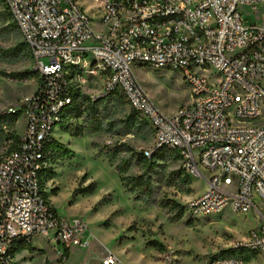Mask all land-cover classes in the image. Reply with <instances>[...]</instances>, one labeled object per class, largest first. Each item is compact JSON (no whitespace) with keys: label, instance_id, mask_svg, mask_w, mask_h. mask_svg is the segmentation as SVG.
I'll list each match as a JSON object with an SVG mask.
<instances>
[{"label":"built area","instance_id":"1","mask_svg":"<svg viewBox=\"0 0 264 264\" xmlns=\"http://www.w3.org/2000/svg\"><path fill=\"white\" fill-rule=\"evenodd\" d=\"M3 1L31 52L36 89L18 109L25 125L17 147L0 155V264H11L15 249L39 234L64 248L89 246L88 224L58 215L41 175L53 167L51 146L70 123L72 103L112 94L150 124L146 159L170 151L187 177L205 181L186 203L191 218L228 209L259 216L231 244L232 255L207 264H246L264 254V21L242 14L264 0ZM136 67L179 73L190 102L165 114ZM100 264L126 263L108 252Z\"/></svg>","mask_w":264,"mask_h":264},{"label":"rangeland","instance_id":"2","mask_svg":"<svg viewBox=\"0 0 264 264\" xmlns=\"http://www.w3.org/2000/svg\"><path fill=\"white\" fill-rule=\"evenodd\" d=\"M242 14L250 23H260L264 21V4L242 7ZM23 45L0 0V115L19 111L23 100L36 89L33 76L22 82L12 78L14 73L32 69L26 48L12 54ZM134 73L167 115L191 100L189 88L177 72L136 67ZM81 105L82 115L78 118L72 113L68 130L55 136L75 152V157L67 164L70 159L56 152L53 162L61 169L62 184L83 170L94 178L93 182L109 189L90 212L67 202L64 194L57 199L60 217H78L88 224L89 246L64 248L49 241L50 234H39L15 249L11 264H100L108 252L126 264H163L167 256L173 257L175 264H207L214 257L232 255L231 244L244 239L260 222L254 212L244 215L230 209L219 215L191 218L186 203L205 191V181L187 177L179 158L170 151L162 150L152 159L143 157V151L154 143V133L125 97L112 94L94 106L88 100ZM19 113L16 120H6L10 124L0 132V155L12 152L24 131L25 119ZM95 120L100 122L98 128L92 127ZM130 158L131 167L120 174L117 166L125 165ZM131 178L138 180L131 182ZM123 179L127 188L122 185ZM66 253L69 257L64 259ZM246 260V264H264V254Z\"/></svg>","mask_w":264,"mask_h":264},{"label":"crops","instance_id":"3","mask_svg":"<svg viewBox=\"0 0 264 264\" xmlns=\"http://www.w3.org/2000/svg\"><path fill=\"white\" fill-rule=\"evenodd\" d=\"M56 133L55 136L58 137L60 131L58 130ZM58 141L60 142V139H58ZM70 163L71 160H69L67 164ZM60 171L61 169L56 168L53 162V167L42 177V189L45 194H47L50 204L57 213L60 212V208L57 206L56 202L62 194H64L67 202H70L74 206H80L87 212H90L93 207L98 204L102 194L109 192V189L106 190V188L100 187L98 181L93 182L94 178L89 176V174L83 170H79V174L74 176L71 181L62 184V174ZM92 183L96 184L95 191L86 194L82 193V191Z\"/></svg>","mask_w":264,"mask_h":264},{"label":"trees","instance_id":"4","mask_svg":"<svg viewBox=\"0 0 264 264\" xmlns=\"http://www.w3.org/2000/svg\"><path fill=\"white\" fill-rule=\"evenodd\" d=\"M7 9V8H6ZM9 13V12H8ZM9 15H10V13H9ZM11 16V15H10ZM11 19H12V17H11ZM13 21V20H12ZM13 24L15 25V23L13 22ZM15 27H16V25H15ZM17 28V27H16ZM24 43V42H23ZM24 48H26L27 50H28V52H29V55H30V57H31V59H32V55H31V52H30V50L28 49V47H27V45L24 43V45H23V47L21 48V49H13L12 50V54L13 55H16V54H19V53H22L23 52V50H24ZM30 76H33V78H34V72L33 71H31L30 70V72H18V73H14V74H12V78H13V80L14 81H19V82H22V81H25V80H28L29 79V77ZM95 103H98V102H95ZM95 103H93V106L95 105ZM82 102H79V103H77L76 101H74L73 103H72V105L69 107V112H70V115L72 114V113H76V116L79 118L81 115H82V112H83V109H82ZM19 115H20V113H19V111H17V112H15V113H5V114H2V115H0V132L3 130V127L4 126H8L10 123H5L6 122V120H9V119H14V120H16L18 117H19ZM69 119H70V116H69ZM69 124L70 123H65V124H63L62 125V130H63V132H65V131H67L68 130V128H69ZM94 124L95 125H93L92 127H95V128H98L99 126H100V122L99 121H94ZM78 136V135H77ZM18 141H19V137L17 138V143H18ZM17 143H16V147H17ZM15 147V148H16ZM51 149H52V151H53V153H54V155H55V153L56 152H60V153H62V155L63 156H66L68 159H73L74 157H75V152L74 151H72L71 149H69L68 147H66L65 145H63L62 143H59L58 141H55L53 144H52V146H51ZM142 155H143V153H142ZM143 157H144V155H143ZM145 158V157H144ZM125 165H118L117 166V171L120 173V174H122V173H124L128 168H130L131 167V164H132V158H130V159H128V160H126L125 161V163H124ZM46 172L47 171H45L44 173H42V175H41V185H42V177H43V175H45L46 174ZM138 180V178H131L130 179V181L131 182H136ZM125 180L123 179V186L125 187V188H127L126 187V185H125V182H124ZM134 186H137V185H134ZM95 189H96V184L95 183H92V184H90L87 188H85L83 191H82V193H84V194H86V193H92V192H94L95 191ZM46 197H48L47 196V194H46ZM185 209H186V207H185ZM182 211H183V209H182ZM69 256H68V253H66L65 254V256H64V258L65 259H67Z\"/></svg>","mask_w":264,"mask_h":264}]
</instances>
